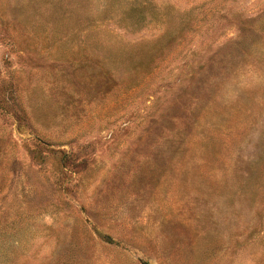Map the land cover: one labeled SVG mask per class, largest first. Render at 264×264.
I'll use <instances>...</instances> for the list:
<instances>
[{
	"label": "rangeland",
	"instance_id": "obj_1",
	"mask_svg": "<svg viewBox=\"0 0 264 264\" xmlns=\"http://www.w3.org/2000/svg\"><path fill=\"white\" fill-rule=\"evenodd\" d=\"M0 264H264V0H0Z\"/></svg>",
	"mask_w": 264,
	"mask_h": 264
}]
</instances>
